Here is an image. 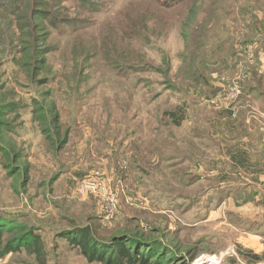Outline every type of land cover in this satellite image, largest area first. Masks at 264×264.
<instances>
[{
	"label": "rangeland",
	"instance_id": "374dc122",
	"mask_svg": "<svg viewBox=\"0 0 264 264\" xmlns=\"http://www.w3.org/2000/svg\"><path fill=\"white\" fill-rule=\"evenodd\" d=\"M173 1L98 0L97 10L88 12L66 0L59 19L79 22L39 34L28 27L22 0H0L3 241L32 229L45 264H100L57 235L70 237L75 218L98 213L100 225L110 227L123 205L127 216L148 217L138 223L139 234L191 264H224L234 256L238 233L253 224L229 212L228 223L204 220L217 200L218 181L204 165L218 151L211 137L214 104L232 103L223 95L207 99V87L219 83L221 94L237 83L241 94L264 93V44L254 43L264 42V0ZM255 65L257 72L248 74ZM169 112L183 116L179 126ZM4 146L19 157L12 159ZM92 169L104 171L117 190L112 218L100 214L99 202L74 196ZM11 220L22 229L5 232ZM27 243L1 253L0 264H38ZM161 258L177 264L172 255Z\"/></svg>",
	"mask_w": 264,
	"mask_h": 264
},
{
	"label": "crops",
	"instance_id": "0c3cea01",
	"mask_svg": "<svg viewBox=\"0 0 264 264\" xmlns=\"http://www.w3.org/2000/svg\"><path fill=\"white\" fill-rule=\"evenodd\" d=\"M207 90L212 92L207 99H215L221 85L211 83ZM263 102L264 93L254 91L241 94L230 104L224 101L214 104L218 108L214 110L211 137L218 151L214 162L204 163L218 181L214 195L216 205L208 209L212 212L204 220L214 218L218 223H228L229 212L253 224L247 233H238L235 241L233 257L240 264H264Z\"/></svg>",
	"mask_w": 264,
	"mask_h": 264
},
{
	"label": "trees",
	"instance_id": "16d2710c",
	"mask_svg": "<svg viewBox=\"0 0 264 264\" xmlns=\"http://www.w3.org/2000/svg\"><path fill=\"white\" fill-rule=\"evenodd\" d=\"M7 1L8 0H5V2ZM22 1L24 6L27 7L28 27L32 29V33H35V31L40 30L38 31L39 34H45L48 28L56 27L58 24H64V26L71 27L79 22L77 20L78 18H73V17L72 19L70 17H64V19H59V16L62 14V11L66 10L64 3L66 0H22ZM75 1H76V6L79 9L88 12L89 9L91 12L96 11L97 5L99 4L98 0H75ZM175 2L176 1H173V3ZM178 2H179L178 4H180L183 2V0H178ZM17 6L21 8L22 3L19 2ZM165 6L167 8H170V3L166 2ZM61 17L63 16L61 15ZM43 20H47L50 25L46 24V26H42L41 21ZM7 21L9 20L7 19ZM84 21H85L84 19L81 20L82 23H84ZM20 37H24V36L20 34ZM11 40L13 39L11 36H9L6 42H11ZM18 41L20 42L21 39L18 38ZM32 41L38 42L39 39L35 37L32 39ZM251 42L252 41L250 40L248 42H245V44H249ZM254 43L257 45L264 44V42L260 43L257 40ZM18 64L23 66V65H27L28 63L26 61H20L18 62ZM248 71H249L248 74H250V71L257 72V66L255 65L253 67H250ZM9 106L11 107L13 106V104ZM37 116L40 119H44L46 117L44 114ZM167 116L171 119L174 126H179L180 122L183 120L182 115H179V119H176L177 114L174 112L167 113ZM53 119L56 122L57 118H53ZM56 130L58 132V127ZM65 143H66V139L62 142L61 146L58 147V150H60ZM4 148L8 151V153L13 155L12 159L16 160L19 157V155L15 154L10 147L7 148L6 146H4ZM88 200L95 201L96 204L98 202L97 200L92 198H89ZM121 202L124 204L123 201ZM122 206L118 208V211H120V213L113 219L114 221L112 222L110 227H105L103 225H100V223H103L102 221L104 220L102 219V217H100L98 213V215H94L93 217L90 218L77 217V220H82V223H85L84 225L81 226L79 225V223H77L76 218L74 219V221H72L76 225H78L77 227L74 228L75 233L71 232L72 235H76L75 238H72L71 237L72 235L70 237L64 236L62 234L57 236L64 237L66 240L68 239L67 241H69L72 245L78 247V249L80 250V254L88 262L91 263L98 262L100 264H162L164 260L163 258H161L162 255L163 257L164 256L168 257L172 255L173 257H175L174 260H176L177 264L179 262H181L179 264H187V263H182V259H186L185 261L191 264L192 262L191 260L187 259L184 256H180V254L176 253L172 248L165 247L162 242L153 239L152 240L146 239L143 237V235L139 234L138 223L144 221L147 223V221L149 220L148 217H146V215L143 214H141V216L138 215L127 216L124 210L122 209L125 207ZM0 221H1L0 223H2L1 215H0ZM159 221L161 220L157 218L152 219V222L158 223ZM72 222L70 223L72 224ZM13 223H16V221L11 220L4 225L5 229L9 227V229H6L5 232H11L12 229L15 228L16 229L21 228V227L12 226ZM31 230L32 229H28L26 232H23L20 236L11 237L10 239L3 241L4 232L0 227V244H1L0 254L16 251L18 250V248L21 247L22 244H24V242H28V240L30 239L31 243H27V245H25L27 251L28 252L30 251L32 254H34L38 264H45V256L44 253H42L40 238L38 237V235H32ZM146 230H148L150 233L159 232L157 231L156 228H152L148 226L146 227ZM128 243H131V245H128ZM138 246L143 248V250L138 248ZM153 248L161 249V252L157 253L156 251H153L148 253V250ZM163 251H165V253H163ZM224 264H240V263H238L235 257L230 256L226 258Z\"/></svg>",
	"mask_w": 264,
	"mask_h": 264
},
{
	"label": "built area",
	"instance_id": "2783aa9c",
	"mask_svg": "<svg viewBox=\"0 0 264 264\" xmlns=\"http://www.w3.org/2000/svg\"><path fill=\"white\" fill-rule=\"evenodd\" d=\"M236 84L229 86L224 93L218 95V98L223 95L224 100L236 101L241 95ZM74 196L83 201L89 198L97 200L100 204V214L105 219L112 218L117 213V190L112 180L102 170L92 169L81 177L75 187Z\"/></svg>",
	"mask_w": 264,
	"mask_h": 264
}]
</instances>
